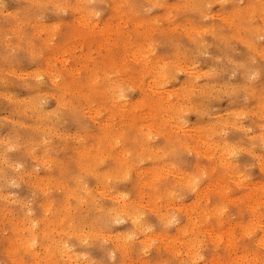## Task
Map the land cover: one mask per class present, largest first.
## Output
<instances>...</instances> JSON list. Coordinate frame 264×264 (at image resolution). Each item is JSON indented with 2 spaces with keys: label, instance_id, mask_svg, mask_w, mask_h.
<instances>
[{
  "label": "rangeland",
  "instance_id": "374dc122",
  "mask_svg": "<svg viewBox=\"0 0 264 264\" xmlns=\"http://www.w3.org/2000/svg\"><path fill=\"white\" fill-rule=\"evenodd\" d=\"M80 14L86 15L84 21ZM92 84L94 89H100L89 96L87 92ZM115 93L118 96L113 95ZM95 110L98 111L94 114ZM103 127L106 131L108 127L111 130L106 133L110 134V138H106L108 141L104 139ZM97 132L104 137L100 138V142H90L89 134ZM169 136H172L171 139ZM101 142L102 145H95ZM94 147L100 151L98 157L95 153V160L92 157L95 155ZM83 150H87L86 154L90 151L88 155L92 150L93 153L92 158H85L81 162L78 157L85 156ZM101 151L103 154H100ZM137 153L139 156H136ZM102 155L104 161H99ZM41 157L44 160L46 158V162ZM121 157L124 159L121 160ZM92 160L96 165L90 164ZM123 161L128 163L122 164ZM87 163L91 165H88L89 168ZM120 163L123 169L118 167ZM95 169L98 171L95 172ZM85 172H93L91 175L96 173L95 177L98 178ZM81 176L84 180L87 178L85 182L81 180L83 185L86 183L85 190L89 188V193L92 191L93 199L92 195H87L88 199L90 196L97 203L90 206L94 201H88L85 194L80 192L82 204L77 209L78 204L75 203L79 200L72 194L65 195L64 190L67 191L66 185L68 190H71V186L77 189L81 184L78 180ZM101 177H105L102 184L99 181ZM95 184L98 188L104 185L102 189L105 193H97L95 190L100 188ZM217 187L226 195L219 193ZM205 192H208V199L204 197ZM118 195L123 197L124 202L126 200V204L133 200L128 202L132 211L140 209L141 212L137 211L140 212V219L136 221L141 223L145 232H141L140 226V229L137 226L135 230L136 225L126 217H117V222L110 218L103 224V210L108 211L114 205L122 204V200H119L121 196ZM255 198L259 200L258 203L253 200ZM48 200H53L50 205L47 204ZM263 202L264 1L0 0V264H17V257H22L18 258V264H29L41 254L45 257L46 254L41 253L44 252V246L50 248L45 253L50 256L54 254L58 259L48 255L44 259L41 256L46 263L49 260L48 264H55V261L64 264L67 259L69 264H207L217 255L226 260L230 258V252L240 254L246 249L250 259L246 258L245 261L248 259L249 262L239 261L243 264H264V246L259 243V235L263 237L264 234ZM51 204L54 208H51ZM197 204L216 205L217 215L210 213L208 219L201 220L207 221L208 227L211 226L214 232L218 228L217 231L223 234L219 240L212 238L213 243L204 233L199 234L194 251L196 254L193 252L200 256L199 259L194 258L198 263L192 256L181 253L182 248L177 240H174L176 243L168 241L170 236L178 235L175 232L177 225L187 223L188 219L195 220L191 207ZM249 204L253 205L251 211ZM44 207L56 210L55 217H62L66 225L62 227L51 211L48 213L46 210L44 213ZM61 207L70 208L64 211ZM99 207L104 209L99 210ZM254 209L260 212L261 225L255 223L243 231L242 228H247L246 222L252 219ZM59 210L65 212L64 218ZM186 211L190 212L191 218ZM72 212L75 216L71 221ZM45 215L47 220H44ZM66 216H71L70 221ZM77 216H81L80 221L84 223L77 221L80 219ZM142 216L144 220L141 221ZM50 217L56 221L55 225L53 220H49ZM37 219L39 222L36 223ZM40 221L47 225L53 221V226L43 224L53 229L44 228ZM226 222H229L228 225ZM56 223H60L58 227L63 228L67 236L55 227ZM232 224L235 230L228 227ZM41 225L47 231L39 228ZM65 226L71 228H67L66 232ZM72 228L76 231L70 230ZM89 228L93 234L88 233ZM230 229L231 236L225 235L230 233ZM34 230L38 238L32 239L27 234H32ZM48 230L54 233L59 231V234L49 233ZM28 231L30 233H26ZM41 231L48 233L41 235ZM106 233H110V236ZM124 233L127 240L130 238L129 242L126 240L127 243L122 242L126 239ZM156 233L163 236L162 242L160 236L155 238ZM79 236L80 240L85 241L79 242ZM111 236H118L117 241L113 239L114 242L110 243ZM151 236L153 238L150 239ZM227 236L229 240L233 238L231 240L236 244L238 242V246L234 242L231 244L232 241L229 243ZM26 238H29L26 244L30 240H35L36 244L30 242L32 248L28 245L25 248V243L21 244L20 240L25 241ZM144 239L147 241L144 242ZM118 241L125 244L126 248ZM113 243L124 248L120 249L121 253L112 251L110 245ZM18 244L22 245L21 249L12 252L14 246L20 247ZM168 244L173 245L172 248L177 249V252L180 251V255L177 252L175 255ZM30 248H34L35 252ZM65 250L71 252V257L75 255L73 260H69L70 256L64 257L67 253ZM33 252H38L36 258ZM254 253L262 257L255 261L252 259ZM42 260L38 258L36 264L45 263ZM229 261L231 264H242Z\"/></svg>",
  "mask_w": 264,
  "mask_h": 264
},
{
  "label": "bare ground",
  "instance_id": "6f19581e",
  "mask_svg": "<svg viewBox=\"0 0 264 264\" xmlns=\"http://www.w3.org/2000/svg\"><path fill=\"white\" fill-rule=\"evenodd\" d=\"M263 1H264V0H262V2H263ZM250 2H251V1H250ZM254 3H255V2H254ZM28 7H29V6H28ZM90 12H91V11H90ZM80 15H81V14H80ZM84 15H85V14H82V15H81V17H82L81 19H82V20L86 17V15H85V16H84ZM83 17H84V18H83ZM87 20H88V18L86 19V21H87ZM83 21H84V20H83ZM109 60H110V59H109ZM46 62H47V61H46ZM113 63H115V62H113ZM51 70H52V69H51ZM45 71H46V70H45ZM49 71H50V70H49ZM55 73H56V72H55ZM55 73H53L54 76H56ZM45 75H47V74H45ZM58 76H59V75H58ZM58 76H57V77H58ZM88 76H89V75H88ZM92 76H93V75H92ZM49 78H50V77H49ZM53 78H54V77H53ZM51 82H52V81H51ZM112 82H113V81H112ZM112 82H111V83H112ZM52 83H53V82H52ZM54 84H55V83H54ZM87 84H88V82H86V85H87ZM101 84H102V83H101ZM108 84H109V83H108ZM94 87H95V86L92 84L91 88H88V92H87V94H89V96L92 94V92H95L97 89H100V88H97V89L95 88V89H94ZM110 87H111V86H110ZM114 88H115V87H114ZM114 88H113V89H114ZM113 89H112V90H113ZM105 90H108V89L106 88ZM62 91H64V89H63ZM101 91H102V90H101ZM101 91H99V92L101 93ZM89 92H90V93H89ZM108 92H109V91H108ZM113 92H114V91H113ZM64 93H65V92H64ZM111 93H112V92H111ZM117 93H118V92H117ZM117 93H115V94H113V95H116ZM4 94H5V93H4ZM82 94H83V93H82ZM94 94H96V93H93L92 96H93ZM108 94H110V93H108ZM51 95H52V94H51ZM87 96H88V95H87ZM92 96H91V97H92ZM95 96H96V95H95ZM117 96H118V94H117ZM52 97H53V96H52ZM91 97H90V98H91ZM104 97H105V96H104ZM112 97H114V96H112ZM108 98H109V97H108ZM115 99H116V98H115ZM111 100H112V98H111ZM113 100H114V99H113ZM61 102H62V101H61ZM35 103H37V102L35 101ZM155 103H156V102H155ZM158 103H159V102H158ZM33 105H34V104H33ZM60 106H61V104H60ZM68 106H69V105H68ZM100 106H101V105H100ZM171 106H172V105H171ZM63 107H64V106H63ZM33 108H34V107H33ZM166 108H169V107H166ZM166 110H167V109H166ZM169 110H170V109H169ZM169 110H167V111H169ZM22 111H23V110H22ZM93 111H94V110H93ZM95 111H96V110H95ZM97 111H98V110H97ZM97 111L94 112V114L97 113ZM164 111H165V110H164ZM167 111H166V112H167ZM90 112H91V111H90ZM164 114H165V113H164ZM38 115H39V114H38ZM98 115H99V113H98ZM166 115H168V114L166 113ZM90 117H91V116H90ZM90 117H89V119H91ZM92 117H93V116H92ZM41 118H42V117H41ZM5 119H6V118H5ZM43 119H44V118H43ZM92 119H93V118H92ZM34 120H35V119H34ZM93 120H94V119H93ZM161 121H162V120H161ZM163 121L165 122V120H163ZM166 121H167V120H166ZM94 122H95V121H94ZM164 122H163V123H164ZM101 123H102V122H101ZM106 123H107V122H106ZM112 123H113V122H112ZM21 124H22V123H21ZM130 124H131V123H130ZM135 124H136V123H135ZM103 125H104V123H103ZM111 125H112V124H111ZM164 125H165V124H164ZM164 125H163V127H164ZM105 127H106V126H105ZM118 127H119V126H118ZM130 127H131V125H130ZM130 127H129V128H130ZM113 128H116V127H113ZM84 129H85V128H84ZM84 129H83V130H84ZM103 129H104V127H103ZM103 129H102V132H103ZM106 129H107V128H106ZM104 130H105V129H104ZM108 130H110L109 127H108ZM108 130H107V131H108ZM119 130H120V129H119ZM130 130H131V129H130ZM84 131H85V130H84ZM84 131H83V132H84ZM100 131H101V130H100ZM100 131H99V134H100ZM107 131L105 130V132H104V133H105V138H104L105 141L107 140L106 138H108V135H110V134H108V135L106 134V133H110L109 131H108V132H107ZM110 131H111V130H110ZM117 131H118V130H117ZM163 131H164V130H163ZM120 132H121V130H120ZM136 132H137V131H136ZM138 132H139V131H138ZM85 133H86V132H85ZM101 134H102V133H101ZM120 134H122V133H120ZM166 134H167V133H166ZM144 135H145V134H144ZM144 135H143V136H144ZM162 135H163V134H162ZM167 135H168V134H167ZM101 136H102V135H98V132H97V134H96V133H91V134H89L88 137H89V141H90V142H100V138L102 139V138L104 137V136H103V137H101ZM106 136H107V137H106ZM114 136H115V135H114ZM120 136H121V135H120ZM260 136H261V135H260ZM115 137H116V136H115ZM123 137H124V135H123ZM147 137H148V136H147ZM166 137H168V136H166ZM169 137H170V139H171L172 136H169ZM40 138H41V137H40ZM109 138H110V137H109ZM109 138H108V139H109ZM127 138H128V137H127ZM114 139H115V138H114ZM166 139H167V138H166ZM166 139H165V140H166ZM168 139H169V138H168ZM170 139H169V140H170ZM15 141H16V140H15ZM82 141H83V140H82ZM107 141H108V140H107ZM117 141H118V140H117ZM124 141H127V140H124ZM128 141H129V140H128ZM130 141H131V140H130ZM137 141H138V140H137ZM183 141H184V140H183ZM2 142H3V141H2ZM30 142H31V141H30ZM90 142H89L88 144H90ZM121 142H122V141H121ZM184 142H185V141H184ZM102 143H103V142H101V143H95V145H96V144H98V145L101 144V145H102ZM124 143H125V142H124ZM130 143H131V142H130ZM140 143H141V142H140ZM140 143H139V145H140ZM145 143L148 144L147 142H145ZM167 143H168V142H167ZM3 144H4V143H3ZM104 144H105V143H104ZM108 144H109V143H108ZM111 144H112V143H111ZM169 144H170V143H169ZM181 144H182V146H183V143H181ZM30 145H31V144H30ZM105 145H107V143H106ZM105 145H104V149H105V151H106L107 149L105 148V147H106ZM179 145H180V144H179ZM91 146H92V145H91ZM96 146H97V145H96ZM99 146H100V145H99ZM110 146H111V145H110ZM150 146H151V145H150ZM84 147H85V146H84ZM88 147H90V146H87V148H88ZM102 147H103V146H102ZM142 147H145V148H146V146H142ZM147 147H149V146H147ZM184 147H185V146H184ZM222 147H223V146H222ZM31 148H32V147H31ZM46 148H47V147H46ZM91 148H92V147H91ZM94 148H95V147H94ZM125 148H126V147H125ZM167 148H168V147H167ZM223 148H224V147H223ZM240 148H241V147H240ZM7 149H8V148H7ZM89 149H90V148H89ZM95 149H96V148H95ZM95 149H94V150H95ZM100 149H101V148H100ZM102 149H103V148H102ZM102 149H101V150H102ZM108 149H109V148H108ZM113 149H114V148H113ZM152 149H153V148H152ZM162 149H163V148H162ZM31 150H32V149H30V151H31ZM87 150H88V149H87ZM87 150H83V151H85V156L83 155L84 158H83V156H81L82 158H81L80 156L78 157L79 160H81V162H83V161L85 160V158H92V157H93L94 160H95V156H96V154H97V157L99 156L98 154H99L100 151H99L98 148L95 150L96 152L94 151V154H95V153H96V154H95L94 156L92 155V157H91V154L93 153V150H92V153H91L90 155H88V153H89L90 151H88V153L86 154ZM110 150H111V149H110ZM110 150H109V152H110ZM118 150H119V149H118ZM148 150H149V149H148ZM148 150H146V151H148ZM150 150H151V149H150ZM159 150H160V149H159ZM165 150H166V149H165ZM24 151H25V150H24ZM103 151H104V150H103ZM103 151H101L102 153H100V154H103ZM105 151H104V152H105ZM121 151H122V150H121ZM155 151H156V149H155ZM117 152H118V151H117ZM122 152L124 153L125 151H122ZM81 153H82V152H81ZM83 153H84V152H83ZM106 153H107V151H106ZM110 153H111V152H110ZM110 153H109V155H111ZM125 153H127V152H125ZM140 153H142V152H139V154H140ZM143 153H144V150H143ZM153 153H155V152H153ZM104 154H105V153H104ZM119 154H122V153H119ZM119 154H118V155H119ZM134 154H135V152H134ZM137 154H138V153H137ZM139 154L136 155V156H139ZM147 154H148V153H147ZM81 155H82V154H81ZM105 155H106V154H105ZM105 155H104V156H105ZM129 155H131V154H129ZM143 155H144V154H143ZM145 155H146V154H145ZM86 156H90V157H86ZM121 156H123V155H121ZM136 156H134V157H136ZM140 156H141V155H140ZM148 156H149V155H148ZM154 156H155V154H154ZM32 157H34V156H32ZM45 157H46V156H45ZM69 157H70V156H69ZM102 157H103V155L101 156V160H100V158H99V161H102V160L104 161V159H103ZM106 157H107V156H106ZM124 157H125V156H124ZM146 157H147V156H146ZM158 157H160V156H158ZM46 158L48 159V157H46ZM46 158H45V160H46ZM116 158H117V157H116ZM121 158H122L121 160L124 159L123 157H121ZM33 159H34V158H33ZM41 159L44 160V157H43V158L41 157ZM51 159H52V158H51ZM5 160H6V159H4V161H5ZM45 160H44V161H45ZM73 160H74V159H73ZM79 160L77 159V161H79ZM87 160H88V159H87ZM89 160H91V159H89ZM94 160H92L91 162H90V161H87V162H90L91 165H94V164L96 165V163H95ZM117 160H118V159H117ZM117 160H116V161H117ZM121 160H120V161H121ZM49 161H50V159H49ZM93 161H94V162H93ZM96 161H97V160H96ZM120 161H118V162H120ZM42 162H43V161H42ZM45 162H46V161H45ZM126 162H127V161H126ZM126 162L123 161L122 164H123V163L126 164ZM130 162H131V161H130ZM130 162H129V164H130ZM92 163H93V164H92ZM103 163H104V162H103ZM127 163H128V162H127ZM5 164H6V163H5ZM74 164H75V163H74ZM84 164H85V163H84ZM100 164H101V163H100ZM42 165H43V164H42ZM42 165H41V166H42ZM62 165H63V164H62ZM86 165H87V167H88L89 164L87 163ZM91 165H89V166H91ZM11 166H12V165H11ZM11 166H10V168H11ZM16 166H17V165H16ZM126 166H127V165H125V167H124L125 170H126ZM155 166H156V165H155ZM82 167H83V166H82ZM87 167H86V168H87ZM118 167H121V168L123 169V167L121 166V163H120V165H118ZM83 168L86 169L85 167H83ZM83 168H82V169H83ZM88 168H89V167H88ZM96 168H97V167H96ZM111 168H112V167H111ZM113 168H114V167H113ZM151 168H152V167H151ZM159 168H160V167H159ZM48 169H49V168H48ZM119 169H120V168H119ZM119 169H118V170H119ZM149 169H150V168H149ZM58 170H59V169H58ZM91 170H94V168H93V169H90L89 171H91ZM95 170H96L95 172L98 171L97 169H95ZM104 171H105V170H104ZM113 171H115V170H113ZM57 172H58V171H57ZM62 172H63V171H62ZM82 172H83V171H82ZM87 172H88V171H87ZM87 172H85V173L91 175V173H93L94 171H93V172H90V173H87ZM100 172L102 173V171H100ZM149 172H150V171H149ZM98 173H99V172H98ZM98 173H97V176H98ZM110 173H112V172H110ZM115 173H118V172L115 171ZM51 174H52V173H51ZM95 174H96V173H95ZM95 174H94V175H91V176H92V177L94 176L93 178H96V179H97L98 177H95V176H96ZM103 174H104V173H103ZM72 175H73V174H72ZM78 175H79V172H78ZM104 175H106V174H104ZM107 175H108V174H107ZM112 175H113V173H112ZM112 175H109L108 177H111ZM153 175H154V173H153ZM228 175H229V174H228ZM33 176H34V175H33ZM40 176H41V175H40ZM43 176H44V175H43ZM113 176L115 177V174H114ZM116 176H117V174H116ZM149 176H150V175H149ZM18 177H19V176H18ZM70 177H71V176H70ZM74 177H75V176H74ZM84 177H85V176H84ZM108 177H106V178L108 179ZM187 177H189V176H187ZM187 177H186V178H187ZM75 178H76V177H75ZM75 178H74V179H75ZM81 178H82V176L78 179V180H80V183H81V184L77 183V184H79V185H81V186H79V185L77 186V184H76V186H77V189H80V188H81L82 191H81V189L77 191L76 187L73 186V188H72V186H71L70 184H69V185L71 186V190H68V188H67L68 185H66V183H65V185L67 186V187L65 186V187H66L65 189H67V191H65L64 188H63V190H64V192H65L64 194H65V195L67 194V196H72V195H73V197L75 196L74 198H75L76 200H79V199L81 198V197L79 196V195H80V194H79L80 192H82L83 195L85 194L86 197H87V195H90V196H91V195H92V194H91L92 191H91L90 193H89V191H88V190H91V189L88 188V189L85 190V184H86V183H84V185L82 184V182H85L87 178L85 177V178H86L85 180H84L83 178H82V179H81ZM111 178H112V177H111ZM49 179H50V178H49ZM49 179H48V180H49ZM103 179H105V177H103V178L101 177V179H99V181H101V182H100L101 184H102V180H103ZM188 179H189V178H188ZM78 180H77V182H78ZM81 180H82V182H81ZM94 180H95V179H94ZM11 181H12V180H11ZM13 181H14V180H13ZM65 181H66V180H65ZM96 181H97V180H96ZM107 181H108V180H106V182H107ZM55 182H56V181H55ZM103 182H104V181H103ZM111 182H112V181H111ZM209 182H210V181H209ZM213 182H214V181H213ZM56 183H57V182H56ZM58 183H59V181H58ZM75 183H76V182H75ZM75 183H73V184H75ZM94 183H95V182H94ZM44 184H45V183H44ZM44 184H43V185H44ZM46 184H48V183H46ZM49 184H50V183H49ZM52 184H54V182H53ZM211 184H212V183H211ZM57 185H58V184H57ZM95 185H96V184H95ZM107 185H108V183H107ZM208 185H209V184H208ZM212 185H214V184H212ZM52 186L54 187V185H52ZM58 186H59V185H58ZM60 186L63 187V186H64L63 183L61 184V182H60ZM96 186H97V185H96ZM103 186H104V185H102V186L99 187V188L102 189ZM105 186H106V185H105ZM136 186H137V185H136ZM215 186H217V185H215ZM259 186H260V185H259ZM44 187H45V190H46V185H45ZM44 187H43V188H44ZM61 187H60V188H61ZM78 187H80V188H78ZM206 187L208 188V186H206ZM206 187H205V188H206ZM219 187H220V186H219ZM219 187H217L218 190H219ZM48 188H49V187H48ZM55 188H57V190H58V187H57L56 185H55ZM90 188H91V187H90ZM97 188H98V186H97ZM99 188H98V189H99ZM100 189H99V190H100ZM153 189L155 190V188H153ZM52 190H53V189H52ZM99 190H95V191H97V193H99V194H102V192L105 193V192H104V189H102V191L100 190L101 192H99ZM209 190H210V189H209ZM221 190H222V189H221ZM221 190H219V193L224 194L223 191H221ZM61 191H62V188H61ZM68 191H69V192H68ZM211 191H212V189H211ZM62 192H63V191H62ZM87 192H88L89 194H88ZM142 192H143V191H142ZM208 192H210V191H208ZM208 192H205V196H204L205 198H206V194H207ZM217 192H218V191H217ZM42 193H43V192H42ZM47 193H48V192H47ZM107 193H108V192H107ZM107 193H106V194H107ZM212 193H213V192H212ZM250 193L252 194L253 192H250ZM68 194H69V195H68ZM70 194H72V195H70ZM106 194H103V195L105 196ZM108 194H109V193H108ZM143 194H144V192H143ZM194 194H195V193H194ZM244 194H246V193H244ZM43 195H44V194H43ZM65 195H64V196H65ZM156 195H157V193H156ZM195 195H196V194H195ZM198 195H199V194H198ZM207 195H208V194H207ZM224 195H226V194H224ZM3 196H4V195H3ZM67 196H66V198H67ZM81 196H82V195H81ZM90 196H89V199H88V197H87V199H88V201L90 200V202H93V201H94V200H92V199H93V195H92V197H91L92 199L90 198ZM100 196H101V195H100ZM112 196H113V195H112ZM115 196L117 197V193H116ZM115 196H113V197H115ZM118 196H121V195H118ZM124 196H125V195H124ZM126 196H127V195H126ZM140 196L142 197L141 194H140ZM196 196H197V195H196ZM202 196H203V195H202ZM245 196H247V195H245ZM248 196H249V194H248ZM248 196H247V197H248ZM49 197H50V196H49ZM49 197H47V198H49ZM73 197H72V198H73ZM82 197H83V196H82ZM86 197H85V198H86ZM116 197H115V198H116ZM141 197H140V198H141ZM151 197H152V195H151ZM151 197H150V198H151ZM157 197H159V196H157ZM249 197H250V196H249ZM249 197H248V198H249ZM255 197H256V196H255ZM70 198H71V197H70ZM74 198H73V199H74ZM83 198H84V197H83ZM83 198H82L81 200L84 201L85 198H84V199H83ZM119 198H120V197H119ZM119 198H118V199H119ZM125 198L127 199V197H125ZM155 198H156V197H155ZM202 198H203V197H202ZM236 198H237V197H236ZM239 198H240V197H239ZM241 198H243V197H241ZM251 198H253V197H251ZM260 198H261V197H260ZM206 199H208V198H206ZM76 200H75V202H76ZM111 200H112V198H111ZM114 200H115V199H114ZM116 200H117V199H116ZM119 200H122V201H121L122 204H121V205H117V204H116L117 206L114 205V206H116V207L113 206V207L110 208V209L108 208V209H109L108 211H105L106 209L103 210L104 208L102 209V207H99V208H98L99 210L102 209L103 212H104V213H103V212L101 211V212L103 213V214L101 215V216H102L101 218H102V220H103V224H105V222H107V220L110 219V218L115 219V221H116V218H117V217H122V219H123V217H126V218H129L130 220H132L131 222L134 223V224L136 225V226L133 225L134 228H135V230H136V227H137V226H138L137 229H140V228H141L140 230H143V229H142L143 226L140 225L141 223H140V224H139V222L137 223V221H139L138 219H140V215H139V213L141 212L140 209L137 208L138 210L136 209V212H135V211H132V210L130 209V207L128 206V205H129L128 202H132L133 200L128 201L127 204H126V200H125V202L123 201V197H122V196H121V198H120ZM128 200H129V198H128ZM134 200H135V199H134ZM228 200H229V198H228ZM247 200H248V199H247ZM249 200H250V198H249ZM251 200H252V199H251ZM253 200L256 201V198L253 199ZM257 200H258V199H257ZM46 201H47V200H45L44 202H46ZM51 201H53V200H51ZM51 201L48 200L47 204L50 205L49 203H50ZM88 201L86 200L87 203H88ZM103 201H104V200H103ZM199 201H200V200H199ZM207 201H208V200H207ZM240 201H241V199H240ZM242 201H243V200H242ZM258 201H259V200H258ZM258 201H256V202L258 203ZM66 202H68L67 199H66ZM81 202H82V201L79 200V201H77V203H75L76 205L78 204V206H76L77 209L79 208V204H82ZM84 202H85V201H84ZM84 202H83V203H84ZM86 202H85V203H86ZM90 202H89V203H90ZM116 202H118V200H117ZM205 202H206V201H205ZM252 202H253V201H252ZM64 203H65V202H64ZM85 203H84V204H85ZM94 203H95V201H94L92 204H90V206L93 205ZM96 203H97V202H96ZM96 203H95V204H96ZM100 203H101V202H100ZM114 203H115V202H114ZM137 203H138V200H137ZM137 203H136V204H137ZM195 203H196V202H195ZM198 203H199V202H198ZM253 203H254V202H253ZM257 203H256V204H257ZM259 203H260V202H259ZM263 203H264V202H263ZM40 204H41V203H40ZM42 204H43V203H42ZM42 204H41V205H42ZM44 204H45V203H44ZM44 204H43V205H44ZM54 204H55V203H54ZM67 204H69V202H68ZM95 204H94V205H95ZM101 204H102V203H101ZM111 204H112V203H111ZM118 204H120V203H118ZM138 204H141V202H139ZM153 204H154V202H153ZM153 204H152V206H153ZM167 204H168V203H167ZM235 204H236V203H235ZM256 204H255V205H256ZM45 205H46V204H45ZM45 205H44V206H45ZM51 205H52V204H51ZM94 205H93V206H94ZM182 205H183V204H182ZM232 205H233V204H232ZM246 205H247V204H246ZM46 206H47V205H46ZM68 206H69V205H68ZM93 206H92V207H93ZM130 206H131V203H130ZM134 206H135V203H134ZM149 206H150V204H149ZM242 206H243V205H242ZM249 206H251V205L249 204ZM259 206H260V205H259ZM66 207H67V205H66ZM92 207H91V209H92ZM109 207H110V206H109ZM131 207H133V204H132ZM135 207H136V206H135ZM239 207H240V206H239ZM244 207H245V206H244ZM252 207H253V205L250 207V211L252 210ZM257 207H258V206H256V209H257ZM44 208H45V207H44ZM48 208H49V206H48ZM48 208H47V209H48ZM51 208H54V205H52ZM55 208H56V206H55ZM62 208H63V207H61V209H62ZM69 208H70V207H69ZM69 208H68V209H69ZM94 208H95V207H94ZM154 208H155V207H154ZM191 208H192V211H191V212H193L195 216H194V215H193V216L190 215V212H188V211H186V212L189 213L190 218H191V216H192L193 218L195 217V218H194L195 220H192V219H191V221H192V222H191V221L188 219V220H187V223L185 222L186 224L183 223L184 225H183V224H182V225H179V226L177 225L178 228L176 227L177 230H175V232H177L178 235L176 234V235H177L176 237H175V235H172V237L174 236L175 239H174V238H173V239H170V238H172V237L169 235L170 238H169V237H168V238H169L170 240H169L168 238H167V239H168V241H170L171 243H172V241L177 240V243L179 244V247L182 248V249H184V251H185V252H184V251L182 252V249H181V253H182V254L185 253L186 256H187V255H190V256L193 257L192 259H194L195 257H198V258H196V259H199L200 256L195 255L196 253L194 252L195 249H196L195 246H197V243H198V237H199V234L202 235V234L204 233V235H206V236H208L209 238H211V239H210L211 242H212V238H218V240H219V238H220L223 234L217 231L218 228H216L217 230H216V232H214L211 226H210L211 228L208 227V225H207V223H206L207 221L202 222V220H201L202 218H204V219H208L207 216H209L210 213H212V215H213V213L218 212V210L216 209V205H215V206H214V205H212V206H208V204H206V205H204V206H200L199 204H197V206L195 205V206H192ZM217 208H219V207H217ZM47 209L45 208L44 213H46V210H47ZM56 209H57V208H56ZM65 209H66V208L64 207L62 210L65 211ZM68 209H66V211H67ZM77 209H76V210H77ZM98 209H97V210H98ZM156 209H157V208H156ZM159 209H160V208H159ZM185 209H187V208L185 207ZM185 209H183V210H185ZM220 209H221V208H220ZM242 209H244V208H242ZM248 209H249V208H248ZM51 210H52V209L47 210L48 213H49ZM70 210H71V209H70ZM89 210H90V209H89ZM93 210H95V209H93ZM160 210H161V209H160ZM190 210H191V209H190ZM257 210H259V209H257ZM59 211L62 212L61 210H59ZM137 211H140V212L137 213ZM221 211H222V210H221ZM237 211H238V210H237ZM51 212H52L53 215H54V212H56V210H55V211L53 210V211H51ZM75 212H76V211H75ZM98 212H99V211H98ZM204 212H206V213H204ZM258 212H259V211L256 212V210L254 209L252 219L246 222V227H247V228H242V227H240V225H239L240 223L237 224V222H236V224L239 225V228H242L243 231H244V230H245V231L248 230L249 227L252 226V225H254L255 223H256V224H257V223H260L259 220L261 219V216H260V214H259L260 212H259V213H258ZM52 213H50V214H52ZM67 213H68V212H66V214H67ZM73 213H74V212H72V214H73ZM79 213H81V212H79ZM79 213H78V214H79ZM159 213H160V212H159ZM159 213H158V214H159ZM162 213H163V212H162ZM162 213H161V214H162ZM183 213L185 214V211H184ZM188 213H186V214H188ZM235 213H236V210H235ZM61 214H63V218H64V216H65V215H64L65 212H62ZM68 214H69V213H68ZM72 214H71L72 219H71V216H70V217L66 216V218H68L69 221H70V219H71V221H72V220H73V216H75V214H73V215H72ZM78 214H77V215H78ZM110 214H111L112 216H110ZM204 214H205V216L202 217ZM215 214H216V213H215ZM250 214H251V213H250ZM262 214H263V213H262ZM262 214H261V215H262ZM22 215H23V213H22ZM40 215H41V214H40ZM56 215H57V214H56ZM58 215H59V214H58ZM85 215H86V214H85ZM104 215H105V217H104ZM212 215H211V216H212ZM216 215H217V214H216ZM27 216H29V215H27ZM49 216H50V215H49ZM60 216H61V215H60ZM159 216H160V215H159ZM162 216H164V215H162ZM167 216H168V215H167ZM262 216H263V215H262ZM45 217H46V219H44ZM45 217H44L43 219H44V220H47L48 218H47L46 215H45ZM58 217H59V216H58ZM164 217H165V216H164ZM263 217H264V216H263ZM54 218L57 219V217H55V215H54ZM61 218H62V217H59V219H57V220H58L59 222H61V226L64 227V224L66 225V222L64 223L63 219H61ZM74 218H76V217H74ZM77 218H78V219L80 218V219L77 220V221L82 220V219H81V216H79V217L77 216ZM166 218H167V217H166ZM187 218H188V217H187ZM215 218H216V217H215ZM217 218H218V217H217ZM217 218H216V219H217ZM43 219H42V220H43ZM56 219H55V220H56ZM97 219H98V218H97ZM120 219H121V218H119V220H120ZM122 219H121V220H122ZM142 219H143V216H142V218H141V221H142ZM159 219H160V217H159ZM204 219H203V220H204ZM218 219H219V218H218ZM249 219H250V218H249ZM17 220H18V219H17ZM21 220H22V219H21ZM40 220H41V219H40ZM49 220H53V219H51V217H50ZM60 220H61V221H60ZM68 220H67V221H68ZM91 220H92V219H91ZM95 220H96V219H95ZM130 220H129V222H130ZM136 220H137V221H136ZM143 220H144V219H143ZM171 220H172V218H171ZM222 220H223V219H222ZM222 220H220V221H222ZM36 221L39 222L38 219L35 220V222H36ZM53 221H54V220H53ZM53 221H50V222H51V223L49 222L50 224H49L48 222H46V223H48L49 225L52 224L51 226H53V223H52ZM58 221H57V222H58ZM69 221H68L67 223H69ZM74 221L76 222V219H75ZM92 221H93V220H92ZM99 221H100V219H99ZM108 221H109V220H108ZM113 221H114V220H113ZM123 221H124V220H123ZM185 221H186V220H185ZM188 221H190V222H188ZM217 221H218V220H217ZM223 221H224V220H223ZM226 221H227V220H226ZM238 221H239V220H238ZM261 221H262V220H261ZM21 222H22V221H21ZM37 222H36V223H37ZM55 222H56V221H54V225H55ZM75 222H74V223H75ZM80 222H83V223H84V221H80ZM90 222H91V221H90ZM95 222H96V221H95ZM116 222H117V221H116ZM169 222H171V221H169ZM208 222H209V221H208ZM32 223H34V220H33ZM78 223H79V222H78ZM83 223H82L81 225H83ZM145 223H147L146 220H145ZM166 223H167V221H166ZM174 223H175V222H174ZM226 223H227V225H228L229 222H226ZM16 224H17V222H16ZM16 224H15V227H16ZM27 224H28V223H27ZM40 224L43 225V224H45V223H44V222L42 223V221H40ZM70 224H71V222H70ZM70 224H68V225H70ZM76 224H77V222H76ZM79 224H80V223H79ZM79 224H78V226H79ZM97 224H100V222H99V223L97 222ZM103 224H101V225H103ZM107 224H108V223H107ZM142 224H144V223L142 222ZM219 224H221V223L219 222ZM223 224H224V223H223ZM243 224H244V223H243ZM18 225H19V223H18ZM30 225H31V223H30ZM33 225H35V224H33ZM33 225H32V226H33ZM42 225H41V227H39V228H41V229H43V230H45L44 228H46L47 226H49V225L45 224V225H47V226L45 227V225H43L44 228H42V227H43ZM56 225H57V226H55V227H58V226L60 225V223H56ZM71 225H72V224H71ZM71 225H70V226H71ZM74 225H75V224H74ZM91 225H92V224H91ZM91 225H89V226H91ZM164 225H165V223H164ZM229 225H230V224H229ZM244 225H245V224H244ZM257 225H258V224H257ZM260 225H261V223H260ZM260 225H259V226H260ZM22 226H24V225H22ZM26 226H28V225H26ZM75 226H76V225H75ZM94 226H95V224H94ZM99 226H100V225H99ZM103 226H104V225H103ZM133 226H132V227H133ZM139 226H140V228H139ZM144 226H145V228H146V225H144ZM222 226H223V225H222ZM235 226H236V225H235ZM241 226H242V223H241ZM248 226H249V227H248ZM24 227H25V226H24ZM24 227H23V229H24ZM28 227H29V226H28ZM65 227H66V226H65ZM71 227H72V226H71ZM71 227H66V229H65L66 232H67V230H68L69 228H71ZM79 227H80V226H79ZM79 227H77L76 229H77V230L79 229V231H81V229H80ZM147 227H149V226H147ZM228 227H230V228L232 229L233 224H232V226H228ZM228 227H227V228H228ZM243 227H244V226H243ZM263 227H264V224H263ZM11 228H12V227H11ZM31 228H32V227H31ZM31 228H29V229H31ZM39 228H38V231L40 230ZM47 228H49V230H52V229H53V227H51V228H50V227H47ZM47 228H46V229H47ZM58 228H59V231H60V229H61L60 232H62L63 234L65 233V231L63 232V228H60V227H58ZM67 228H68V229H67ZM74 228H75V227H74ZM74 228H72V229H70V230H72V231H76V230H73ZM97 228H99V227H97ZM100 228H101V227H100ZM104 228H105V227H104ZM224 228H225V227H224ZM253 228H254V227H253ZM261 228H262V227H261ZM29 229H28V230H29ZM82 229L84 230V228H82ZM89 229H90V230H88V233H89V232L92 233L93 231H91V228H89ZM93 229H94V228H93ZM95 229H96V227H95ZM231 229H230V230H231ZM233 229L235 230V228H233ZM233 229H232V230H233ZM250 229H251V228H250ZM259 229H260V228H259ZM19 230H20V229H19ZM21 230H22V229H21ZM43 230H42V231H43ZM49 230H48V231H49ZM70 230H69V231H70ZM140 230H139V231H140ZM228 230H229V228H228ZM232 230H231V231H228V233L230 232L229 234H225V232H224V234H225V235H230V236H231V232H232ZM253 230H255V229H253ZM30 231H31V230H30ZM34 231H35V230H34ZM42 231H41V235H43L42 233H44V234H45V233H48V232H45V231H47V230H45L44 232H42ZM59 231H55L56 233H54V232H50V231H49V233H52V234H53V233H54V234H57V233H58V234H59ZM69 231H68V232H69ZM133 231H134V230H133ZM147 231H148V230H147ZM222 231H223V230H221V232H222ZM255 231H256V230H255ZM262 231H263V233H264V230H262ZM17 232H18V231H17ZM36 232H37V231L33 232L32 234H27V235H31L32 239H35V237H37V236L35 235ZM39 232H40V231H39ZM77 232H78V231H77ZM81 232H82V231H81ZM81 232H80V236H81L82 233L85 235L84 231H83L82 233H81ZM85 232H87V231H85ZM99 232H100V231H99ZM109 232H110V231H109ZM141 232L143 233V232H145V231L143 230V231H141ZM150 232H151V231H150ZM150 232H148V233H150ZM247 232H248V231H247ZM26 233H30V232L28 231V232H26ZM34 233H35V234H34ZM73 233H75V232H73ZM96 233H97V232H96V230H95V234H96ZM104 233H105V232H104ZM125 233H126V232H125ZM125 233H124V234H125ZM241 233H242V232H241ZM251 233H252V232H251ZM89 234H90V233H89ZM92 234H93V233H92ZM101 234H103V233H100V235H101ZM106 234H107V233H106ZM109 234H110V233L107 234L108 237L110 236ZM131 234H132V233H131ZM131 234H129V235L131 236ZM153 234L155 235V233L152 232V235H153ZM161 234H163V233H161ZM173 234H174V233H173ZM221 234H222V235H221ZM246 234H247V233H246ZM249 234H250V233H249ZM16 235H18V234H16ZM32 235H33L34 237H33ZM45 235H46V234H45ZM64 235H66V234H64ZM68 235H69V237H70V234H68ZM75 235H78V234L75 233ZM97 235H98V234H97ZM148 235H149V234H148ZM154 235H153V236H154ZM156 235H157V233H156ZM163 235H165V234H163ZM241 235H242V234H241ZM243 235H244V234H243ZM24 236H25V234H24ZM24 236H21V237L23 238ZM58 236H61V235H58ZM66 236H67V235H66ZM72 236H74V234H73ZM80 236H79V240H78L79 242L82 240V239L80 240ZM87 236H92V235H87ZM103 236H104V235H102V237H103ZM130 236H129V237H130ZM149 236H150V235H149ZM153 236H151V237H149V238L151 239V238H153ZM158 236H160V234H158L157 236H155V238H157ZM230 236H229V237H230ZM232 236L234 237V235H232ZM244 236H245V235H244ZM259 236H260L261 239H260V241H259V238H258V241H259V243H261V246L263 247V246H264V234H263V237H261V236H262L261 234H260ZM17 237H18V236H17ZM19 237H20V236H19ZM21 237H20V238H21ZM26 237H27V236H26ZM42 237H43V239H45L44 236H42ZM42 237H40V238L42 239ZM47 237H48V236H47ZM47 237H46V238H47ZM83 237H86V236H82L81 238H83ZM92 237H96V236H92ZM92 237H89V238L91 239ZM104 237L107 238V236H104ZM111 237H112V236H111ZM117 237H118V236H117ZM117 237L114 236V238H113V237L110 238V239H112V240H110V243H111V241H113V239H114V241H115V239H116ZM123 237H124V236H123ZM125 237H126V239H123L124 241L122 240L123 243H124V242L127 243V242H126V240H127V235H126V234H125ZM161 237H163V236H160V238H159V237H158V238H159L160 241L162 242L163 239H162ZM164 237L166 238V235H165ZM237 237H238V236H237ZM241 237L243 238V236H241ZM20 238H19V239H20ZM37 238H38V237H37ZM62 238H63V237H62ZM76 238H77V236H76ZM86 238H87V237H86ZM146 238H148V237H146ZM165 238H164V239H165ZM256 238H257V237H256ZM19 239H18V240H19ZM24 239H25V238H24ZM41 239H40L39 242H38V246H39V244H40ZM54 239H55V238H53V240H54ZM57 239H58V237H57ZM60 239H61V237H60ZM67 239H68V237H66V238L64 239V243H65V244H66L65 240H67ZM108 239H109V238H108ZM161 239H162V240H161ZM204 239H206V238H204ZM220 239H221V238H220ZM225 239H226V238H224V240H225ZM227 239H228V242H229V243L233 240V238H230V240H229L228 236H227ZM231 239H232V240H231ZM236 239H237V238H236ZM14 240H15V239H14ZM27 240H29V238H26L25 241L22 239V240H20V242L22 241L21 244H23V243H25ZM47 240H48V239H47ZM53 240H49V241L52 242ZM58 240H59V239H58ZM62 240H63V239H62ZM101 240H102V239H101ZM119 240H120V238H119ZM129 240H130V238H129ZM129 240H127V241L129 242ZM148 240H149V239H148ZM154 240H155V239H154ZM171 240H172V241H171ZM200 240H201V239H200ZM202 240H203V239H202ZM213 240H215V239H213ZM216 240H217V239H216ZM218 240H217V241H218ZM23 241H24V242H23ZM42 241H43V240H42ZM49 241H48V242H49ZM54 241H55V240H54ZM60 241H61V240H60ZM84 241H85V239L82 240V242H84ZM114 241H113V242H114ZM116 241H117V239H116ZM120 241H121V240H120ZM120 241H118V242L120 243ZM143 241L146 242L147 240L145 241V239H144ZM155 241H156V240H155ZM157 241H158V239H157ZM168 241H167V243H168ZM207 241H208V240H207ZM256 241H257V239H256ZM258 241H257V242H258ZM261 241H262V242H261ZM30 242L32 243L33 240H32V241L30 240ZM30 242L28 241L29 244H28V243H27V244L25 243L26 245L24 244V247L26 246L25 248H27V245L30 246V244H31ZM43 242H44V241H43ZM55 242H56V241H55ZM61 242H62V241H61ZM61 242H60V243H61ZM148 242H150V241H148ZM158 242H159V241H158ZM220 242H221V241H220ZM222 242H223V241H222ZM228 242L226 241L225 243L229 245ZM233 242L235 243V241H232L231 244H232ZM17 243H18V242H17ZM33 243L36 244V243H35V240H34ZM56 243H59V242L57 241ZM56 243H55V244H56ZM76 243H77V242H76ZM123 243H120V244L123 245V247H124L125 244H123ZM142 243H143V242H142ZM165 243H166V242H165ZM174 243H176V242L174 241ZM205 243H206V242H205ZM212 243H213V242H212ZM120 244H118V243H116V244H115V243L111 244L110 246H112V248H113L112 251H114V252L117 253V252H120V251H121L120 249H124V248L121 247ZM143 244H144V243H143ZM162 244H163V243H162ZM200 244H201V243H200ZM226 244H225V245H226ZM235 244H236V243H235ZM18 245H19V244H18ZM61 245H63V244H61ZM163 245H164V244H163ZM165 245L167 246V244H165ZM176 245H177V244H176ZM228 245H227V246H228ZM236 245L238 246V242H237ZM249 245H250V244H249ZM259 245H260V244H259ZM16 246H17V245H16ZM19 246H20V245H19ZM21 246H22V245H21ZM21 246L18 247L19 249H18L17 247L14 246L15 250H14V248H13L14 251H12V252L15 253V251L20 250V249H21ZM31 246H32V245H31ZM31 246H30V247H31ZM33 246H34V245H33ZM42 246H43V245H42ZM47 246H49V245H47ZM51 246H52V244H51ZM53 246H54V245H53ZM56 246H57V245H56ZM63 246H64V245H63ZM110 246H109V247H110ZM129 246H130V245H129ZM168 246H171V244H170V245L168 244ZM221 246H222V245H221ZM234 246H235V245L233 244L232 247H234ZM237 246H236V247H237ZM250 246H251V245H250ZM40 247H41V245H40ZM67 247H68V246H67ZM67 247H66V248H67ZM127 247H128V246H127ZM172 247H174V246L172 245L171 248H172ZM176 247H177V246H176ZM198 247H199V246H198ZM228 247H229V246H228ZM232 247L230 246V248H232ZM236 247H235V248H236ZM243 247H244V246H243ZM16 248H17V249H16ZM22 248H23V247H22ZM28 248H29V247H28ZM31 248H32V247H31ZM31 248H30V250H31V251H34V248H33V249H31ZM54 248H55V246H54ZM54 248H53V249H54ZM68 248H71V246L68 247ZM68 248H67V250H68ZM110 248H111V247H110ZM125 248H126V246H125ZM128 248H129V247H128ZM177 248H178V247H177ZM206 248H207V247H206ZM23 249H24V248H23ZM23 249H22V251H23ZM47 249L50 251V248H48V247L45 248V246H44V252H41V253L46 254L45 257L48 255V253H45V251H46ZM53 249H51L52 252H53ZM56 249H57V248H56ZM24 250H25V249H24ZM39 250H41V249H39ZM39 250H38V252H39ZM57 250H58V249H57ZM61 250H62V249H61ZM63 250H64V249H63ZM172 250H174V249L172 248ZM175 250H176V251H175ZM175 250H174V252H173L174 254H175V252H177V249H175ZM178 250H180V249H178ZM231 250H233V249H231ZM10 251H11V250H10ZM25 251H27V250H25ZM49 251H48V252H49ZM58 251H60V250H58ZM70 251H71V250H70ZM122 251H123V250H122ZM34 252H35V251H34ZM34 252H33V254L35 255V258H36V257H37L36 254H37L38 252H37V253H34ZM52 252H50V253L53 254ZM64 252H67V251L65 250ZM72 252H73V254H74V251H72ZM193 252H194L195 254H194ZM14 253H12V255H13ZM29 253H32V252L29 251ZM59 253H60V252H59ZM67 253H68V252H67ZM67 253H65V256H64V257H67V256L69 257V256H70L71 259L69 258V260H73L72 258H74L75 255L71 257V252H69L70 255H68L69 253H68V254H67ZM86 253H88V252H86ZM120 253H121V252H120ZM170 253H171V252H170ZM177 253H179V255H180V251H178ZM5 254H6V253H5ZM16 254H17V253H16ZM61 254H64L63 251H61ZM73 254H72V255H73ZM81 254H82V253H81ZM125 254H126V253H125ZM249 254H250V253H248L247 249H246L244 252H241L240 254H235V252L232 251V253H231V252L229 253V257H230L229 259H226V260L223 259V260H222V259L219 258V256L217 255L218 257H217V256H216V257H213L208 263H210V264H231L229 260H233L234 262H241V261H239L240 259L242 260V262H243V260H244V262L247 261L246 263H248V262H249L248 259H250V257L248 258ZM6 255H7V254H6ZM34 255H33V257H34ZM39 255H40V254H39ZM39 255H38V256H39ZM53 255H54V254H53ZM53 255H52V256H53ZM113 255H114V254H113ZM175 255H176V254H175ZM9 256H10V255H9ZM21 256H22V254H21ZM41 256L44 257V255L41 254L40 257H38V258L42 260ZM52 256L48 255V257H50V258H52ZM59 256H60V254H59ZM61 256H62V255H61ZM79 256H80V255H79ZM31 257H32V256H31ZM45 257H44V259H45ZM64 257H63V259H65ZM108 257H109V256H108ZM252 257H253L252 259H255V261H256L257 258H261L262 256H261L260 254L258 255V254H255V253H254V254L252 255ZM15 258H16V256H15ZM18 258H22V257H17L16 262H17V261L20 262ZM38 258H37V260H38ZM54 258H55V260H58V259L56 258V256H55V257L53 256V259H54ZM59 258H62V257H59ZM122 258H123V257H122ZM187 258H188V257H187ZM201 258H202V257H201ZM246 258H248V259L245 261ZM12 259H14V258H12ZM33 259H34V258H33ZM33 259H32V260H33ZM44 259H43L42 261L46 263V261H45ZM46 259H47V258H46ZM53 259H52V261H53ZM188 259H189V258H188ZM20 260H22V259H20ZM32 260H31V262H30V261H29V262L33 264ZM37 260L34 259L33 261H35V262L37 263ZM47 260H48V259H47ZM74 260H75V259H74ZM189 260H190V259H189ZM194 260H195V259H194ZM50 261H51V259H50ZM52 261H51V262H52ZM160 261H161V260H160ZM195 261H196V263H198L197 260H195ZM18 262H17V264H18ZM65 262H66V261H64V264H69L68 259H67V262H68V263H67V262L65 263ZM142 262H143V261H142ZM242 262H241V263H242ZM14 263H15V262H14ZM21 263H22V262H21ZM30 263H29V264H30ZM36 263H35V264H36ZM45 263H41V264H45ZM48 263H49V260H48ZM48 263H46V264H48ZM56 263H57V261H55V264H56ZM62 263H63V262H62ZM74 263H75V261H74ZM79 263H80V262H78V264H79ZM88 263H90V262H88ZM88 263H87V264H88ZM208 263H207V264H208ZM246 263H244V264H246ZM11 264H12V263H11ZM19 264H20V263H19ZM25 264H27V263H25ZM51 264H53V263H51ZM57 264H60V263H57ZM71 264H72V263H71ZM140 264H142V263H140ZM146 264H147V263H146ZM194 264H195V263H194ZM239 264H240V263H239ZM242 264H243V263H242Z\"/></svg>",
  "mask_w": 264,
  "mask_h": 264
}]
</instances>
